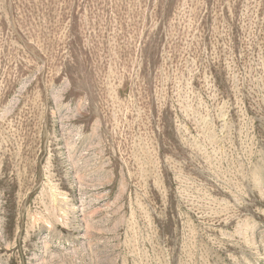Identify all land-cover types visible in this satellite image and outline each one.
<instances>
[{"label":"rangeland","instance_id":"374dc122","mask_svg":"<svg viewBox=\"0 0 264 264\" xmlns=\"http://www.w3.org/2000/svg\"><path fill=\"white\" fill-rule=\"evenodd\" d=\"M0 264H264V0H0Z\"/></svg>","mask_w":264,"mask_h":264}]
</instances>
